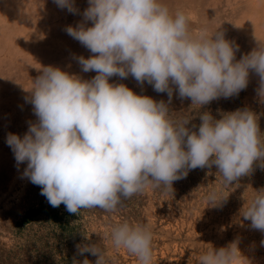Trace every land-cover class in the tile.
<instances>
[{"label": "clouds", "instance_id": "clouds-1", "mask_svg": "<svg viewBox=\"0 0 264 264\" xmlns=\"http://www.w3.org/2000/svg\"><path fill=\"white\" fill-rule=\"evenodd\" d=\"M53 2L78 12L75 0ZM88 5L83 21L65 31L93 54L77 58L82 71L97 74L83 80L59 67H41L26 98L37 122L23 137L9 133L6 140L17 165L27 164L23 176L41 187L52 207L63 204L71 214L92 208L114 212L149 185L173 190L174 181L196 168L214 165L228 185L251 174L254 163L264 168V141L251 110L238 109L220 119L203 112L198 131H191L192 118L172 119L164 101L109 83L113 76L131 75L167 93L169 103L175 88L179 98L202 107L238 95L253 71L264 102V45L236 60L238 44L219 31L210 35L204 29L194 36L188 17L182 11L172 14L160 0H88ZM208 201L215 206L222 200L213 192ZM240 214L264 233V188ZM111 240L139 264H151L147 224H119L111 229ZM77 247L80 254L97 256L95 264H108L98 245ZM238 252L235 242L213 248L199 257V264H234Z\"/></svg>", "mask_w": 264, "mask_h": 264}, {"label": "rangeland", "instance_id": "rangeland-1", "mask_svg": "<svg viewBox=\"0 0 264 264\" xmlns=\"http://www.w3.org/2000/svg\"><path fill=\"white\" fill-rule=\"evenodd\" d=\"M160 2L172 14L182 11L194 36L204 29L210 35L224 33L225 39L239 45L236 60L259 43L264 45V0ZM88 6V0H75L78 12L73 14L53 0H0V264H82L85 259L95 264L97 256L80 254L77 247L91 244L103 249L108 264H139L135 255L112 243L111 229L124 222L150 227L151 264H199L202 254L233 242L239 250L234 264H264V233L253 229L240 214L264 188V168L259 162L254 163L251 174L231 185L214 165L190 170L186 178L173 182V190L149 185L114 212L92 208L71 214L63 204L52 207L40 194L41 187L23 176L27 164L17 165L6 140L9 133L23 137L29 124L37 122L26 98L41 67H59L83 80L97 74L82 71L77 58L93 54L65 31L83 21ZM90 26L87 22L86 27ZM109 83L124 84L138 95L164 101L172 119L192 118L187 125L191 131H198L203 112L220 119L225 113L249 109L257 117L264 141V102L257 94L259 76L253 71L238 95L202 107L179 98L175 88L170 104L167 93H158L131 75L124 79L113 76ZM213 192L222 201L210 206L208 196ZM32 210L35 215L25 224L23 219Z\"/></svg>", "mask_w": 264, "mask_h": 264}, {"label": "trees", "instance_id": "trees-1", "mask_svg": "<svg viewBox=\"0 0 264 264\" xmlns=\"http://www.w3.org/2000/svg\"><path fill=\"white\" fill-rule=\"evenodd\" d=\"M35 215V211H30L27 216L23 219V222L26 224V223H29L31 218Z\"/></svg>", "mask_w": 264, "mask_h": 264}, {"label": "bare ground", "instance_id": "bare-ground-1", "mask_svg": "<svg viewBox=\"0 0 264 264\" xmlns=\"http://www.w3.org/2000/svg\"><path fill=\"white\" fill-rule=\"evenodd\" d=\"M262 4V3H261ZM44 5V4H43ZM263 5V4H262ZM260 7H261V5H260ZM259 7V8H260ZM261 9H263V8H261ZM251 10V9H250ZM255 10V9H254ZM258 10V9H257ZM55 11V10H54ZM256 11V10H255ZM56 12V11H55ZM247 12V11H246ZM248 12H250V11H248ZM259 12V11H258ZM260 12H262V10H260ZM251 15V14H250ZM241 16V15H240ZM248 16V15H247ZM240 19V18H239ZM261 22V21H260ZM61 23V22H60ZM59 23V24H60ZM62 24V23H61ZM247 33V32H246ZM249 35H250V33H249ZM252 35V34H251ZM31 89V88H30ZM249 89V88H248ZM247 92V91H246ZM250 93V92H249ZM26 95V94H25ZM249 98V97H248ZM158 99V98H157ZM164 100V99H163ZM190 100V99H189ZM167 102H169V101H167ZM171 104V103H170ZM185 104V103H184ZM169 106V105H168ZM24 118H25V116H24ZM22 119V118H21ZM11 177V176H10Z\"/></svg>", "mask_w": 264, "mask_h": 264}]
</instances>
